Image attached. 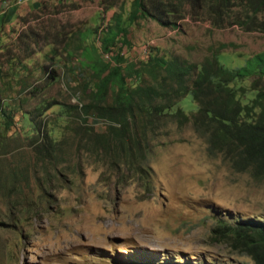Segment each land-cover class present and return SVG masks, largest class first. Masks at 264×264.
I'll use <instances>...</instances> for the list:
<instances>
[{
	"label": "rangeland",
	"instance_id": "1",
	"mask_svg": "<svg viewBox=\"0 0 264 264\" xmlns=\"http://www.w3.org/2000/svg\"><path fill=\"white\" fill-rule=\"evenodd\" d=\"M133 1L41 0L0 34V264H254L213 229L264 223V177L212 148L189 90L216 58L246 66L229 86L252 104L264 31L245 29L240 7V23L222 27L206 6L176 26L133 20ZM107 40L131 65L129 92L167 91L148 113L118 122L95 106L115 65L103 70ZM170 62L182 81L163 80ZM108 87L114 106L118 87Z\"/></svg>",
	"mask_w": 264,
	"mask_h": 264
},
{
	"label": "trees",
	"instance_id": "2",
	"mask_svg": "<svg viewBox=\"0 0 264 264\" xmlns=\"http://www.w3.org/2000/svg\"><path fill=\"white\" fill-rule=\"evenodd\" d=\"M205 6L213 23L218 26L222 27L230 20L232 23H240L236 19L237 12L234 11L236 7H240L243 20L246 21H241L245 24V29L264 31V17H262L264 0H134L130 18L133 20L151 18L166 26H176L179 20L186 17L187 12L198 15L199 10ZM120 31L125 36L128 33L126 28ZM105 43L110 58L105 57L109 63L104 65L103 70L108 69L112 62H115V65L95 86L96 90L92 98L100 113L108 115L112 120L122 122L126 121V113L131 115L130 118L134 117L138 110L148 113L149 99L168 96L165 90L158 89V91L156 86L147 87L142 84L129 92L122 68L131 65L127 64L124 54H119L120 52L108 46L110 43L108 40ZM111 52H114V55H111ZM176 64V62L168 63L169 73L163 80L169 84L175 79L182 81L183 66H175ZM258 71L262 74L264 68ZM247 74L246 66L233 71L220 64L216 58L204 65L194 80L192 89L189 90L200 104L193 118L196 127H204L208 132L212 148L225 154L236 171H251L255 177H264L263 75L253 81L256 97L250 105L242 104L237 97L236 89L229 86V83L237 77ZM109 84L118 87L114 106L106 104ZM158 106L157 110H162V106ZM88 107L91 108L92 104ZM213 237L225 241L233 250L248 254L254 264H264V223H238L224 226L221 221L214 227ZM141 263L137 261V264Z\"/></svg>",
	"mask_w": 264,
	"mask_h": 264
},
{
	"label": "crops",
	"instance_id": "3",
	"mask_svg": "<svg viewBox=\"0 0 264 264\" xmlns=\"http://www.w3.org/2000/svg\"><path fill=\"white\" fill-rule=\"evenodd\" d=\"M41 5V0H0V34L9 32L23 16Z\"/></svg>",
	"mask_w": 264,
	"mask_h": 264
}]
</instances>
